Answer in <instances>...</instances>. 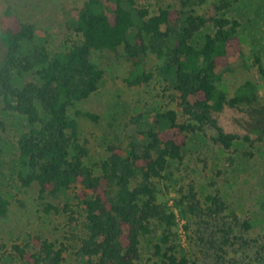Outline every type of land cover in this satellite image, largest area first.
<instances>
[{
	"label": "trees",
	"instance_id": "obj_1",
	"mask_svg": "<svg viewBox=\"0 0 264 264\" xmlns=\"http://www.w3.org/2000/svg\"><path fill=\"white\" fill-rule=\"evenodd\" d=\"M236 2L178 0L174 7L151 15L135 0H86L67 17L68 28L80 42L54 53L32 25L18 20L9 8L3 11L0 98L3 109L23 117L28 128L16 141V179L23 189L36 185L40 198L57 200L73 192L83 219L77 258L69 264H139L141 239L156 224L161 234L153 250L162 264H197L195 252L200 258L207 253V264H231L227 253L242 238L234 235L238 220L234 213L225 215L222 198L209 194L201 201L188 185L169 209L156 202L155 183L181 163L187 138L207 126L215 130L216 143L229 151L236 137L223 133L213 116L256 100V88L249 81L231 97L218 88L220 73L241 61L239 22L225 16ZM207 3L209 13L196 14L195 9ZM206 28L210 32L203 34ZM120 46L132 62L125 84L139 87L152 80L143 60L153 54L160 61L157 75L176 94L184 120L179 121L174 111L139 115L126 147L109 146L100 174L95 175L84 165L88 152L79 143L77 123L68 112L94 94L102 80L90 52H114ZM174 208L184 222L181 227ZM46 210L58 208L49 204ZM6 211L7 201L0 197V217ZM62 212L69 223L75 221L69 202L62 205ZM241 227L249 228L246 222ZM185 241L196 251L190 253ZM26 248L11 246L20 264L64 262V249H55L53 243L42 241L33 252Z\"/></svg>",
	"mask_w": 264,
	"mask_h": 264
},
{
	"label": "rangeland",
	"instance_id": "obj_2",
	"mask_svg": "<svg viewBox=\"0 0 264 264\" xmlns=\"http://www.w3.org/2000/svg\"><path fill=\"white\" fill-rule=\"evenodd\" d=\"M85 1L0 0V17L9 8L18 20L44 35L48 51L54 53L80 42V37L68 28L67 17L74 15ZM135 1L143 4L151 15L161 8H172L178 2ZM209 10L210 3L195 9L199 15ZM225 16L239 22L237 45L241 61L220 73L218 88L231 97L237 87L249 81L256 88V100L249 106L226 107L213 116L223 133L236 137L229 151L216 143V132L209 126L189 136L181 163L172 166L165 180L155 183V198L158 204L172 209L188 185L193 186L201 201L209 194H218L227 207L225 215L234 213L238 220L234 235L242 238V242H233L227 259L231 264H264V0H237ZM209 32L210 28H206L203 34ZM90 60L102 71V80L94 94L74 103L68 113L77 123L79 143L88 152L84 165L99 175V165L107 157V148L126 147L139 115L174 111L179 121L184 117L176 94L157 75L160 61L153 54L148 53L143 60V68L151 72L153 78L139 87H129L124 82L132 62L122 46L114 52L91 51ZM85 113L96 119L84 117ZM27 129L24 118L4 110L0 98V197L7 201L6 214L0 217V264H20L13 255L12 245L26 246L33 252L42 241L53 243L55 249H64L63 264L74 263L83 217L72 199L73 192L57 200L40 198L36 185L23 189L16 179V141ZM66 202L74 211L72 223L62 212ZM49 204L58 211H47ZM173 211L179 221L177 210ZM243 222L248 224L247 230L241 227ZM182 224L183 221L178 222L179 227ZM151 230L141 239L139 264H162L153 250L161 228L156 224ZM242 243L247 246L243 247ZM185 245L190 253L196 251L193 243L185 241ZM194 254L199 260L197 264H207V253L201 258L199 253Z\"/></svg>",
	"mask_w": 264,
	"mask_h": 264
}]
</instances>
